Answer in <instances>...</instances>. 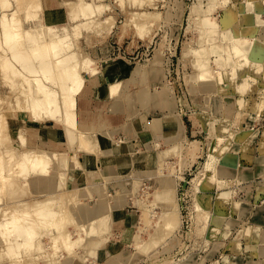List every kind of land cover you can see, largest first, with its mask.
<instances>
[{
  "label": "rangeland",
  "instance_id": "obj_1",
  "mask_svg": "<svg viewBox=\"0 0 264 264\" xmlns=\"http://www.w3.org/2000/svg\"><path fill=\"white\" fill-rule=\"evenodd\" d=\"M39 1L41 3V0ZM73 1L76 0H70ZM120 1L123 2V6L120 5ZM120 1L86 0L93 5L107 3L109 10L106 8L102 17L98 19L101 22L105 17L114 15L115 18H112L116 22L114 21V26L109 32L101 29L102 35L82 26L83 29L80 31L103 39L112 33L115 24L117 27L122 25L123 32L126 31L129 38L119 46L127 51V57L138 54L137 62L140 63L137 64L133 76L126 81V84L141 85L140 89L148 90L152 98L160 91L167 93L169 104L159 106L160 110L174 109V95L176 100L178 99L177 110L181 133L179 131L174 141L166 140L158 146L148 144L147 148L153 151H151L152 156L147 157L146 164H142L145 166L141 165V168H132L123 174L105 177L99 184H72L70 172L79 163L80 154L77 152L74 163L70 160L76 148H69V140L62 126L50 121L35 122L30 120L27 114L17 112L18 109L14 108L15 96L12 94L16 95L18 90L11 91V86L6 81H2L4 78L0 75V108L6 111L1 108L3 115L7 117L10 129L20 130L26 136L30 149L49 152L57 164L56 171L52 172V175L44 178L32 177L26 193L23 191L20 193L21 190H17L20 189L19 186L9 190L0 189V208L12 206L15 200L18 202L21 198V202L26 200L25 202L31 203L49 193L67 192L65 205L71 215L69 225L65 226L64 231L71 234L72 239L80 237L83 240L79 246L77 245L78 248L75 247L71 252L72 256H67L68 253L62 247L56 254L57 250L54 251L55 253L51 250L53 243L49 236L39 231L34 236L31 246L32 261L27 260L29 264H45L47 258L49 259L47 261H51L53 257V260L58 259L56 264H204L218 258L222 249L220 251L215 248L222 242L221 239L224 238L223 242L227 243L239 230V226H236L233 231L232 219L236 218L237 212L242 213V209L231 200L238 199L244 193L235 189L238 180L224 178L222 175H230L234 164H245L246 160L242 153H246L247 149L251 148L252 141L249 137L251 130L261 128L264 123V108H254L247 102H241L243 98L256 97L258 94L254 90L253 93L252 90L248 91V85L252 83L254 86L258 85L254 77L257 71L255 68L264 67V47L261 44L264 43V0ZM117 4L122 9L129 5L121 16L114 14L115 8L110 7ZM17 6L15 0H0V23L3 19L11 17L13 11H17L16 16L21 20L24 30L36 28L40 24L49 26L44 21L42 4L41 12L35 19L32 17L28 19L25 11ZM136 15L144 18L147 31L144 25L143 28L141 25L139 27L144 30L139 31L138 26L133 24L132 20ZM76 17L73 20L67 15L66 23L51 25L67 24L66 26L70 28L76 23L86 22L79 14ZM142 19L138 24L144 22ZM203 19L210 20L216 27L211 29L203 25ZM260 26L262 27L259 33ZM144 31L147 34L142 35ZM82 32L81 36L74 40V49L80 53V56H89L93 59L94 67L98 71L99 61L96 58L98 55L93 51L89 38H82ZM139 32H142L140 33L142 38L138 36ZM83 40L86 43H83ZM241 40L252 45L247 57L248 63L244 56L237 57L231 50L234 44L241 43ZM213 48L216 52H212ZM3 49L4 45L1 44L2 55L5 53ZM199 54L204 57L206 55L204 60L215 86L211 92L203 91L200 84L194 83L192 77L198 72ZM51 63L54 64V61ZM153 66L160 68L161 75L150 76L148 68ZM142 73L145 74L142 75L145 78L141 76ZM84 76L86 80L89 78L87 75ZM252 78L254 81L250 80ZM262 83L264 85V77ZM115 85L117 91L112 94L113 97L118 96L121 86L115 83L110 89ZM128 99L132 97L127 94L126 100ZM121 110L119 108L117 111ZM251 111L254 112V117L258 114L257 123L252 129H250ZM88 136L96 141L91 135ZM254 139L256 142L255 137ZM16 143L15 138L14 146ZM173 147L176 148L175 153L167 152ZM210 156L213 158V167L202 176L203 184L198 185L196 179L200 178L199 175ZM259 169L264 173V164L261 163ZM61 172H65L63 186L56 183ZM166 188L171 192L168 198L163 197L162 194ZM70 199L74 206L68 202ZM20 201L18 203H21ZM196 204L200 205V209ZM250 206L255 207V205ZM203 209L206 210L203 212ZM169 214H173L175 225L171 228L172 231L165 232L162 227L168 222L169 218L166 216ZM96 215L102 216L100 221L98 219V224L103 230V235L89 236L84 230L76 228L86 225L85 223L97 217ZM226 233L227 236L222 237ZM4 250L5 245L0 242V264H11V260L5 257ZM48 255L52 258L50 259ZM56 255L59 257L57 258ZM37 256H43L42 260Z\"/></svg>",
  "mask_w": 264,
  "mask_h": 264
},
{
  "label": "bare ground",
  "instance_id": "obj_2",
  "mask_svg": "<svg viewBox=\"0 0 264 264\" xmlns=\"http://www.w3.org/2000/svg\"><path fill=\"white\" fill-rule=\"evenodd\" d=\"M142 1L144 2V0ZM15 2L17 3V7L19 9L22 8L25 11L28 19H30V17L35 19L37 16H39V12H41V3L39 0H15ZM106 4L93 5L89 2H86V0L67 2L66 11L68 18L75 20V17L79 14V16H82L84 21H86L85 23L82 22V24L76 23L77 25H71L72 27L70 26V28L66 26L67 24L60 26H46L44 24H40L36 28L24 30L22 28L23 26H21V20L16 16L17 11H13L14 13H11V17L8 19H3L0 23V47L1 44H3V53L5 52L4 55L0 54L2 55L0 56V75L4 78L2 81H6V83L11 86V91L15 92V89L18 90L16 95L12 94L15 96L16 102V106L13 107L18 109L16 110L17 112H23L27 114V117L32 121H50L60 124L66 133V138H68L67 140H69V148H76L74 149V153L70 158L73 163L76 161V152L80 151L81 149H83V151L90 152L97 147L96 141H93L87 133H82L77 130L76 99L85 85L86 79L84 75L92 77L98 72L96 67H94L95 62H93V59H91L89 56H80V53L75 51L74 40L82 32L80 31L83 29H81V26L85 28L87 27L88 29L91 28V30L93 32L96 31V33H100L101 29H105L106 32L111 31L115 21V19L112 18L113 16L111 17L109 15L101 22L98 19L104 14L105 9L107 8ZM120 5L123 6V2H121ZM151 18L149 19L151 20ZM154 18L156 19V17ZM141 19L142 18L140 15H136L132 20L133 24L136 25V27L138 26V29L140 25L142 28L143 25L145 26L146 21L144 18L142 19L144 24H138V21L140 22ZM145 19L149 20L148 18ZM154 22L155 21H153V23ZM202 23L203 25L209 26L211 29L216 27V25L208 19H203ZM142 28L139 29V31L144 30ZM145 30L147 31L146 26ZM92 31H90V33ZM146 31H144L145 33L139 32V34H147ZM142 35L140 34L138 36L141 37ZM241 41V43L234 44L231 50L235 56H244L247 61V57L252 50V45L246 41ZM261 44H263L262 46L264 47V43ZM71 47L73 48L71 49ZM79 50L80 49H78V51ZM212 52H216V49L213 48ZM204 58H206V55L205 57L201 54L198 55V72L192 77L194 83L200 84L203 91L211 92L215 89V86ZM53 59H56V61ZM51 61H54V64H52ZM148 69H146V71ZM143 74L144 73H142L141 76ZM152 75H154V73H151L150 76L152 77ZM240 83H242V81ZM3 84L5 85V83ZM242 88L244 87L242 86ZM116 91L117 86H112L110 89L111 95L116 93ZM160 97L163 99L165 98L164 100L167 101V104H169L170 99L167 93L161 94ZM1 108L0 189L7 188L9 190L10 188L12 189L13 187L19 186L18 188L20 189L17 190H21L19 191L20 193L22 191L23 193H26L28 192L27 190L29 189L30 184L29 181L32 177L44 178L50 175L52 172L56 171L57 164L54 161L53 155L49 154V152L45 150L30 149L26 136H24L20 130L10 129L7 117L5 118L3 115L4 109L2 108V111ZM11 109L13 110V108ZM15 138L17 143L14 146ZM213 150L215 151L216 149ZM207 160L208 161L204 165V168L202 167L203 170L199 175L200 178L196 179V184L198 185L202 183V176H205L206 172H208V170L213 167V158L210 156V158H207ZM58 177L59 178H57L56 183L63 186L65 181V172H61ZM34 180L35 179H33V181ZM194 186L196 187V185ZM66 193H49L46 194V196L42 199H37L31 203L25 202L26 200H22L21 202V198L19 200L21 203H18L19 201L17 202L15 200L16 204L18 205L14 204V202L12 206L0 208V242L5 245L4 254L6 258L11 260V264H29V262L32 261L31 246L34 241V236L38 234L39 231H43L47 236H49L50 241L53 243V246L51 245L53 248L51 249L53 250L52 252L57 250L56 254H58V252L61 250L60 248L62 247L65 252L68 253L67 256H72L71 252L75 249V247L78 248L80 242L83 240H81L80 237L72 239L71 234L64 231L65 226H67V224L69 225L68 221L71 215L68 207L65 205V198L68 197ZM162 194L163 197L168 198L171 194L170 189L166 188ZM25 196L27 197V195ZM84 199H86V197ZM68 202L74 206L71 199ZM196 205L199 207L198 209H200V205ZM204 210L206 209H203V212ZM166 217L169 218L168 222H166V220V223L164 222L165 224L162 223V228L163 231L169 232V230H173H171V228L174 227L175 220L173 219V214H169ZM100 218H102V216L93 217L87 223H85L86 225H82L80 227L77 226L76 228H79V230H84L86 235L89 236L92 234H94V236H101L104 233L102 234L103 230L98 224ZM22 250L23 252L21 253ZM56 256L57 258L59 257L58 255ZM50 257L52 258L51 255ZM37 258L42 260L43 256H37ZM53 258L51 261H47L49 260L47 258L45 264H56L58 259L53 260Z\"/></svg>",
  "mask_w": 264,
  "mask_h": 264
},
{
  "label": "crops",
  "instance_id": "obj_3",
  "mask_svg": "<svg viewBox=\"0 0 264 264\" xmlns=\"http://www.w3.org/2000/svg\"><path fill=\"white\" fill-rule=\"evenodd\" d=\"M67 2L70 0H41L44 21L49 25L66 23ZM110 7L115 8L114 14L121 16L129 5L124 6V9L119 4ZM86 37L89 38L93 51L98 55L96 58L99 64L96 75L87 78L82 91L77 96L76 127L78 131L94 137L97 147L89 153L78 151L79 163L70 172L71 182L76 185L99 184L105 177L120 175L132 168H141L142 164H146L147 157L152 156V150L147 148L148 144L158 146L166 140L174 141L181 129L178 121V99L176 100L174 95V109L160 110L159 106L168 105L167 101L160 97L165 92L160 91L152 98L148 90L140 89L141 85L126 84V81L133 76L135 67L140 63L137 62L138 54L127 57V51L119 46L129 38V34L123 32L122 25L117 27L115 24L112 33L103 39L83 32L82 38ZM83 43L86 41L83 40ZM101 44L105 46L100 47ZM159 69L157 66L150 67L149 73L154 72L153 76H159L161 75ZM256 69L254 77L258 85L250 84L248 91L252 90L253 93L254 90L258 94L256 97H242L241 102L262 109L264 108L262 83L264 67ZM253 79L250 80L254 81ZM115 83L121 84L117 97H113L110 93V86ZM127 94L132 99L126 100ZM119 108L122 110L117 111ZM253 113L252 111L250 113V120L253 123L250 129L258 120V114L254 117ZM251 131L249 136L252 141L251 148L250 150L248 148L246 153H242L246 160L245 164H234L230 175H222L224 178L238 180L235 189L244 193L238 199L231 200L242 209V213L237 212L236 218L232 219L233 224L230 222L233 231L236 226H239V230L231 241L226 243L223 242L224 238L221 239L223 243H219L215 248L222 249L218 258L204 264H264V173L259 169V165L264 164V123L261 128ZM167 152L175 153L176 148L173 147ZM250 160L251 162H248ZM226 236L227 233L222 237Z\"/></svg>",
  "mask_w": 264,
  "mask_h": 264
}]
</instances>
